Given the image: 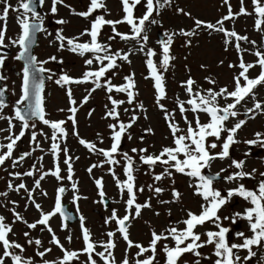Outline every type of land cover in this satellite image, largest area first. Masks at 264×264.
<instances>
[{"label":"snow or ice","instance_id":"obj_1","mask_svg":"<svg viewBox=\"0 0 264 264\" xmlns=\"http://www.w3.org/2000/svg\"><path fill=\"white\" fill-rule=\"evenodd\" d=\"M46 0H19L18 6L13 7L9 0H0V49L8 48L10 45L18 47V53L13 57L16 61H23L22 77L20 84V95L13 105V112L9 116L3 115L4 110L8 107L5 101L7 86H0V120H5L8 127L0 129V132L9 133L4 137L8 143L0 144V166H4L6 161H11L13 169L22 166L23 162L32 156V154L40 150L43 152L37 136L34 131L37 127V121L51 129L50 136L41 131L39 135L45 136L50 140L49 153L53 157V166L48 170L43 169V164L39 166L33 163L27 171L8 172L12 179L6 183L7 191L0 192V197L7 198L8 193L26 194L25 210L32 206L39 213V218L34 222H28L25 217L16 210L17 202L15 200H0V207L8 208V204L13 207L8 208L11 213V223L6 222V217L0 215V264H76L83 255L86 260L83 264H98L97 257L102 264H117L114 250L117 247L116 237L125 242V254L119 264H130L129 252L135 248L134 264H158V250L163 253V264H181L182 259L186 255H190L192 260L190 264H202L207 261L208 264H251L257 253L254 248H264V171L258 173L261 178L256 188L249 189L243 181L245 178L254 179L257 170L245 171L246 160L233 158L231 149L234 145L244 143L248 146L259 145L264 148V133H255V139L240 141L238 137L239 131L247 124L248 119H254L256 115H264V101L257 98L256 90L264 86V45L258 46L255 40H250L248 36L240 35L235 30L225 28L226 21H232L241 15H252L244 6V0H240V8L238 12L232 10L229 0H223L227 5L228 11L215 24L205 22L200 19H194V27L189 30L181 29L179 33H165V39L158 40L160 45V60L157 63L153 57L158 53L146 47L149 42L148 31L151 25L158 24L159 21L154 18L160 14V11L170 6L173 0H144L143 7L146 9L140 16L135 15L138 6L142 5V0H120L123 16L117 20L106 19L107 6L105 0H90L86 11H76L70 5L65 4V0H51L49 12L52 16L58 13V6L62 5L70 9V14L88 19L93 17L89 22V27L85 28L79 36L67 37L63 34L64 29L58 28L55 31V42L57 52L68 51L79 57L85 58L84 64L87 70L83 72L79 78H73L67 72H62L55 83L62 88L69 85L92 84L93 87L86 89L85 95L81 101V105L88 103L92 93L97 89L103 88L107 93V99L110 102L105 105V119H110L113 123H109L107 127L110 129V147L108 149L98 148L93 142H89L83 138H79L76 131L78 123L76 114L79 110L77 101L73 98L71 87L66 88L68 96L70 113L67 119L49 120L45 108V79L52 80L56 76L55 72L45 67L50 62L63 64L62 59H58L56 55H51L46 60H39L37 56L32 54V46L36 43L38 33L53 35L45 27V15L37 10L38 6L43 7ZM253 12L256 19L254 27L258 32H264V3L261 0H252ZM99 10H104L105 14H97ZM177 12L191 17V13L185 12L182 8H177ZM10 11L19 13L16 17L20 28V33L16 39L7 38V21ZM57 25L68 24L69 21L63 18L54 21ZM126 24L130 31L121 32L117 26ZM105 26L110 27L111 35H108L109 43H102L100 37ZM209 30L222 34L224 50L227 52L229 47L234 48L237 53V62L229 63L230 69H238L237 74L232 77L233 87L224 86L216 88L217 81L211 76L205 77V81L210 85L203 88L196 84V81L189 75L188 79L181 82L180 87L183 89L187 99L175 98L174 108L169 109L162 101L167 99L166 82L164 73L172 66L171 62L175 59L170 54L171 47L177 35L188 38L185 40L186 46H191L193 36L199 34L201 30ZM87 36V41H81V37ZM119 38L120 41H134L135 45L127 51L124 49L113 50L110 43ZM9 39V43H6ZM241 42L251 45L246 48ZM254 49V50H253ZM142 53L145 56V64L148 75L145 79L153 81L155 104L163 113L164 121L168 127L171 137V145L162 147L158 154L149 153L148 148H132L131 152L137 154L140 165H146L149 172L152 173L154 182H161L165 178H172L175 174H181L189 178V188L193 190L192 194L201 199L199 213L191 210L186 211L185 218L176 221L162 232L151 230V238L147 246L134 242L130 238L129 229L131 222L138 219L142 215L144 209H151L152 203L150 196L143 203L137 202V193H143L144 187H137L135 181V172L139 170L136 164V158L129 155L128 152H121V144L125 136L128 140H132L133 136L130 129L140 119L137 112L146 113V109L142 102L137 101L138 92L136 91L135 73H130L123 77V83L114 84L113 77L117 74V70L122 67L123 63L131 64L130 56L134 53ZM245 54H251L255 57L254 62H246ZM8 59L7 53H0V69H3ZM119 62V63H118ZM96 65L93 68V65ZM220 65L224 61H219ZM201 69H206V65H201ZM259 67V73L256 77H250V70ZM45 73L48 75L45 76ZM112 73V76H109ZM7 76L0 73V82L6 81ZM103 81V83H101ZM195 86V87H194ZM113 93H122L125 99L114 98ZM221 101H224L221 104ZM252 102V106L248 107V102ZM127 103L131 108H124L125 113L131 111V116L127 122L120 118V107ZM241 109L243 112L241 113ZM60 111H65L60 109ZM179 113L185 127H181L176 121V114ZM186 113L192 114V119L188 118ZM207 116V121L202 122L201 115ZM89 116L92 112L89 111ZM241 115L245 118H239ZM147 119V115L144 116ZM15 121L20 124V131L16 134L13 129L16 127ZM71 121L73 126V135L77 136L80 145L84 146L90 153L102 156L104 159L99 164L91 165L87 171L92 173L94 168L103 167L104 164L109 165V173L113 176L116 186L119 190L121 199L124 200L125 214L119 216L116 209H112L111 215L105 218V224L115 223V230L106 233L107 239L104 241H95L92 238L90 230L85 226V217L79 215L80 239L83 247L80 250H69L65 248L60 238L56 235L51 227L50 221L56 217H61V230H67L69 225L67 221L73 217L66 211L63 204V197L67 188L63 185L66 179L71 182L73 191L72 203L77 207L79 213L78 201L87 199L81 197L78 188V182L73 180V157L69 155V149L62 143H65L68 132L65 125ZM229 122L231 126L229 127ZM30 144L34 145L29 151L14 157L13 153L19 141L26 135L29 130ZM145 134H154L151 127L144 129ZM100 143H103V137L97 134ZM144 136L140 137L143 141ZM6 149V151H4ZM218 149V151H217ZM63 153V164L66 165V176L62 174L60 166V155ZM249 152H245L247 157ZM117 156L122 157L117 159ZM39 161H43L44 157H38ZM78 159V157H77ZM229 161L227 167H222L214 174L211 168L216 161ZM123 167V174L126 179L121 180L114 170L116 165ZM160 166L162 171L155 173L154 169ZM205 170H209L207 173ZM231 170V171H230ZM7 171V169H5ZM33 178L31 188L23 182V178ZM48 177H53L61 182L55 191L54 204L51 210L45 211L42 205L37 202L36 193L47 197V191L42 188V181ZM14 180H20L18 184H14ZM223 181L226 184L234 185L227 189L221 190L215 186L216 182ZM94 183L98 189V195L101 202L104 201L105 192L102 178L95 179ZM174 184V180H173ZM147 189L155 197L159 198L165 191L163 186H157L156 183L147 185ZM226 193V194H225ZM127 196L124 199V196ZM234 197H239L247 202L250 206L246 207L243 212H234L231 215L221 216V210L231 203ZM182 194L174 187L171 190V199H158L161 205L176 203L181 201ZM159 216V212H155ZM169 215L171 212L169 210ZM247 222L248 235L244 231L232 232L230 227L224 226V221H230L235 225L238 221ZM17 222L23 223L29 231L22 233L25 243L21 244L9 238L13 233V225ZM182 224L183 227L176 225ZM206 224L213 225L214 230H206L203 233L197 231L199 227ZM44 232L50 235L48 243L58 248L62 255L53 261L45 259L53 250L52 247H44V243L39 238L31 236V230ZM239 240L235 242L233 239ZM69 243L72 236L66 237ZM170 241L171 243H163ZM27 246H34L32 256H24ZM207 247L212 248L209 255H205L201 250ZM101 248V251H97ZM244 251L247 254L241 255ZM148 254V255H146ZM213 257L215 259H213ZM34 258H39L38 260ZM264 260V257H262ZM183 264H189L184 259Z\"/></svg>","mask_w":264,"mask_h":264},{"label":"rangeland","instance_id":"obj_2","mask_svg":"<svg viewBox=\"0 0 264 264\" xmlns=\"http://www.w3.org/2000/svg\"><path fill=\"white\" fill-rule=\"evenodd\" d=\"M142 5L138 6L135 15L140 16L146 10ZM232 10L234 12H238L240 8V0H229ZM264 3V0H261ZM90 3V0H65L66 5H70L71 8L76 11H86L87 7ZM107 6V14L106 19L117 20L123 16L122 6L120 0H105ZM51 0H48L46 3V7L44 8V13L47 15V19L51 21L52 27L48 30L50 32H54L58 28H63V34L67 37H75L79 36V34L87 27H89V22L93 17H89L88 19H84L79 16H75L70 14V9L68 7L59 5L58 13L55 16H52L49 12ZM244 6L247 8L249 13L252 15H241L236 17L232 21L225 22V28L229 30H235L240 35L248 36L250 40H255L258 46L264 45V32L256 31L254 27L255 23V13L253 12V4L252 0H244ZM1 7V6H0ZM177 8L184 9L185 12L191 13V17L186 16L182 13L177 12ZM228 7L223 3V0H173L170 6L165 7L160 11L159 15L154 13V18L159 21L158 24L151 25L148 31L149 42L146 47L154 49L158 55L153 57V59L158 63L160 60V45L157 43L158 35L161 39H165V33H179L181 29L189 31L194 27V19H200L205 22H210L215 24L217 20L221 19L224 15L227 14ZM50 14V15H49ZM97 14H105L104 10H99ZM66 19L69 21L68 24L65 25H57L54 23L56 19ZM48 21V20H47ZM264 27V25H262ZM118 30L121 32H129L130 29L126 24H121L117 26ZM20 33V29H11L7 28L6 36L10 39H16L18 34ZM108 35H111V29L108 26H105L103 29L100 40L102 43H109L107 40ZM39 38L42 39L39 43V47L41 49L38 50L37 56L39 60H46L51 55H56L58 59L63 60V64H58L55 62H50L49 68L55 72H67L68 74L75 76L82 69H78L75 65L70 66L71 59H64L62 52H57L54 48L55 45L50 44V40L53 39V36L46 35L42 33ZM89 37L83 36L81 37V41H87ZM185 38L183 36L177 35L174 39V43L171 47L170 54L175 57L171 62V67L167 72L164 73L165 82H166V91H167V99L162 101L170 110L174 108V101L177 96L180 99H187L186 94L183 89L180 87L181 82L188 79L189 75L196 81L198 86L203 88L210 87L209 84L205 81V77L211 76L217 81L215 87L218 89L220 87L227 86L229 88L233 87L232 77L237 74L238 69H230L228 67L229 63L237 62V53L234 48L229 47V50L226 52L224 50V43L222 39V34L212 32L209 34V30H201L199 34L191 37L192 40L191 46L185 45ZM46 41L50 45L49 49H43ZM6 43H9V39H6ZM113 46V50L124 49L127 51L129 48L134 47V41L123 42L117 38L115 41L110 42ZM242 45L246 48H251L252 46L241 42ZM15 47L9 46V52L13 51ZM254 50V49H253ZM16 53V52H15ZM246 62H254L255 57L251 54H245ZM131 64L123 63L122 67L117 70V74L113 77L112 82L114 84L123 83V77L130 73H135V81H136V91L138 92L137 101L142 102L146 113L137 112V115L140 116V119L136 122L131 132L133 138L132 140H128L127 137L122 141L121 144V152H128L129 155H133L136 158V164L139 168L138 171L135 172L136 176V185L137 187H144L145 191L143 193H137V202L143 203L150 196L152 197L151 209H144L142 211V215L140 218L135 219L131 222V227L129 229L130 238L134 242H138L147 246L150 238H151V230L155 229L158 233L162 232L165 228L169 227L171 224L176 221H180L185 218V213L188 210L197 213V209H199L200 201L197 199L189 188V181L183 177L181 174H175L172 178H165L161 182H154L152 178V173L149 172L147 167L144 165H140L137 154L131 152L132 148H148L149 153H157L162 147L171 145V137L169 135L168 127L164 121L163 113L155 104L154 98V88L153 81L151 79H145V76L148 75V71L145 64V56L142 53L134 52L131 56ZM223 60L224 64L220 65L219 61ZM119 63V62H118ZM10 60L7 59V66H9ZM206 65V69H201V65ZM95 68V64L92 66ZM85 68V70H84ZM71 69L74 72H71ZM77 70V71H76ZM83 70L86 71L87 67H83ZM259 73V67L250 70V77L254 78ZM59 76V75H58ZM109 76H112V73H109ZM103 83V81H101ZM93 87V85L91 86ZM195 87V86H194ZM9 93L11 92V101L14 102L18 99V95L16 92L17 89V78H14V73H9L8 75V85H7ZM86 89L90 87H85ZM257 98L261 101H264V86L257 88L256 90ZM86 95V94H85ZM114 98L117 99H125L126 96L122 93H113ZM68 99L67 94L60 89V86L55 83V79H52L51 85L46 90V106L49 111L52 119L51 120H61L67 119V116L70 114L67 112L69 108V103H67L66 98ZM224 102V101H222ZM110 105V102L107 99V93L103 88L97 89L94 93H92L91 97L86 103L85 106H80L81 116L79 117V113L77 112V125L76 131L79 133V138H83L89 142H93L97 145L98 148L108 149L110 147V129L107 127L109 123H113L110 119H105L106 108L105 105ZM248 107L252 106V102H248ZM132 106L125 103L119 109L121 120L127 122L131 116V111L129 113H125L123 111L124 108H131ZM60 109H64L65 111H60ZM89 111L92 112V115L89 116ZM243 109H241V113ZM145 114L147 115V119L144 118ZM189 119H192L191 113H186ZM241 118L238 117L237 119ZM202 122L207 121V116L201 115ZM176 121L183 128L185 127L182 118L179 113L176 114ZM229 127L231 126V122H229ZM68 137L65 143H62V147H67L69 149V155L73 157V171L74 176L73 180L78 182L79 195L81 197H87V199H80L78 201L79 205V213H77V207L72 203L73 199V191L71 189V182L68 180H64L62 183L67 188L66 193L63 197L64 204L70 205V210L74 213L75 216L83 215L85 217V226L90 230L92 234V238L95 241H104L107 239L106 233L108 231L115 230V223L105 224V218L111 215L112 209H116L119 216H123L125 214V205L124 200L121 199L119 190L116 186L115 180L113 176L109 173V165L104 164L103 167L94 168L92 173L89 174L87 169L93 164H99L103 161V157L94 153H90L84 146L80 145L78 142L77 136L73 135V126L71 121L65 125ZM151 127L153 129L154 134H145L144 129ZM260 132L264 133V115H256L254 119H248L247 124L239 131L238 139L240 141L255 139V133ZM100 134L103 137V143H100V140L97 134ZM73 135V137H72ZM144 136L143 141L140 140V137ZM33 147V145H31ZM23 149V146H17L14 150L15 157L17 153H21L23 151H28L31 149ZM253 149L250 151V155L245 157L244 153L249 152L248 145L244 143H239L233 146L232 150L235 153L236 159H245L246 167L245 171H251L252 169H256L257 173L261 170L262 165L264 166V148H260L259 145L252 146ZM255 147V148H254ZM262 151V152H261ZM259 152H261L259 154ZM37 155L39 153L36 152ZM33 154L27 161L23 162L22 166L15 169V171H27L30 166L33 164ZM40 157V155H39ZM78 157V159H77ZM52 162L48 164H43V169L48 170L53 166V157L51 155ZM64 155L61 153L60 155V166L62 168V174L66 176V165L63 164ZM117 159H121L122 157L117 156ZM35 162L42 163L38 159ZM11 166V162H8ZM121 165L112 166L116 172V175L121 179H126L123 174V167ZM224 166H227V163H223ZM217 166V165H216ZM222 166V164H221ZM6 167L0 166V170H3ZM218 167V166H217ZM7 168V167H6ZM104 169L100 174H98V170ZM162 167L157 166L154 169L155 173H160L162 171ZM231 171V170H230ZM98 174V175H97ZM103 180L104 192H105V200L106 203L100 202V198L98 195V189L94 183L95 179ZM51 185L47 188H44L47 191L48 196L45 197V201L42 200L41 205L45 211H49L52 209L54 204V197L56 189L61 186V182L55 180V178L51 177ZM174 180V184H173ZM14 184H18L21 181L16 180L13 181ZM26 183L29 188L30 183H27V180L23 181ZM7 181L3 179L2 172H0V192L7 191L6 187ZM156 183L157 186H163L165 191L161 194L159 198L155 197L149 190L147 189V185ZM177 189L182 194V199L176 203L164 204L161 205L158 202V199H171V190L172 188ZM228 188L230 186H227ZM43 188V187H42ZM217 188L221 189V185ZM126 199V194L124 196ZM0 200L11 201L15 200L17 202L16 210L20 212L28 222H34L39 218V213L32 206H29L27 210H25L26 204V194L23 193H15L9 192L8 197H0ZM40 203V201H37ZM234 201L232 200L229 205H233ZM13 207V205L8 204V208ZM105 207V208H103ZM8 208L0 207V215L8 216L7 223H11L12 216L8 211ZM169 210L171 215H169ZM235 211L238 209H234ZM155 212H159L160 215H155ZM229 212L222 210L221 216L227 215ZM226 222V221H224ZM51 227L54 229L56 235L60 238L61 242L64 244L65 248L69 250H80L83 245L80 237V226L79 220L78 222H74L69 225L67 230H61V219L59 216L54 217L50 221ZM178 227H183L182 224L176 225ZM209 229L208 227H199L197 231L203 233L205 230ZM24 231H29L23 223L17 222L13 225V233L10 234L9 238L11 240H15L21 244L25 243V238L22 233ZM72 236L71 243L66 239L67 236ZM31 236L33 238H39L43 241L44 247H52L53 250L50 254H48L45 259L50 261L58 259L62 253L58 248L50 245L48 243L50 239V235L47 231L41 232L39 229L31 230ZM239 240H235L238 242ZM117 247L114 250V255L117 260V264L123 259L125 254L126 244L117 234L116 237ZM163 243H171L170 241H164ZM101 248H97V251H101ZM136 249L133 248L129 252L130 264H134ZM205 255H209L212 252L211 247H207L201 250ZM34 252V246H27L26 251L23 253L24 256H32ZM242 256L247 253L242 251L240 253ZM148 255V254H146ZM262 255L257 254L251 261V264H264V260H262ZM38 260L39 258H34ZM98 264H102V261H99V258H96ZM186 259L189 261V264L192 260L190 255H186L181 264H183V260ZM213 259H215L213 257ZM86 260L85 256L80 257V261L76 262V264H83ZM158 264H163V253L159 252L157 256ZM10 264V262H9ZM202 264H208L207 261H202Z\"/></svg>","mask_w":264,"mask_h":264},{"label":"flooded vegetation","instance_id":"obj_3","mask_svg":"<svg viewBox=\"0 0 264 264\" xmlns=\"http://www.w3.org/2000/svg\"><path fill=\"white\" fill-rule=\"evenodd\" d=\"M18 2H19V0H9V3H11L13 5V7L18 6ZM47 2H48V0H46L45 5L43 7H40V12H41L42 15H45L44 8L46 7V3ZM18 15H19V13L14 12V11H10L9 17H8V21H7V28L20 29L19 28V25L17 23V19H16V17ZM45 16H46V18H45V27L50 29L52 27L51 21L49 19H47V15H45ZM55 31L53 32V35H49V36H53V39L50 40L51 41L50 44L51 45H55L54 48L56 49L57 48V45H56V42H55ZM40 41H42L41 38H39L37 47L32 52V54H34L35 56H37L38 50L41 49L39 47ZM49 48H50V45L48 44V41H46V44H45V46H44L43 49H49ZM18 51H19L18 47H15V49L13 51H11V52H9L8 48L0 49V53H7L8 59L10 60L9 66H7V60H6L5 67L3 69H0V73H3L4 75L7 76V80L6 81H3V82H0V86H4V85L7 86L8 85V75H9V73H14V78H17V89H16V92H17V95H18V98H19V95H20V84H21V77H22V71L21 70H22V67H23V61H16L13 58L18 53ZM62 53H63L64 59H69L70 58L72 60L70 66L75 65V67H77V70L80 69V68L82 69V71L80 70L78 72V74H76L75 76H72L70 74L69 75L72 76L73 78H79V77H81L82 74H83V72H84V70H85V68L83 70V67L86 66L84 64V59L86 57L85 58H82V57H79V56H77V55H75L73 53H70L68 51H63ZM37 58H38V56H37ZM45 67L48 68V69H50L49 68V65H45ZM71 72H74V71L71 69ZM61 73L62 72H60L58 74L56 73V76H54L53 79L58 78V75H60ZM47 75L48 74L45 73V76H47ZM51 81L52 80L45 79V89H44L45 108H46V112H47V118L49 120H51L52 117H51L49 111L47 110V106H46V90L51 85ZM91 86H92V84H90V83L89 84H79V85L73 84V85L66 86L64 88H62L60 86V89H62V91H64L66 93V88L67 87H71L72 93H73V98L77 101V107L79 108L80 106H85L86 105V104L81 105V101H82L83 97L85 96V94L87 95V92H86V88L85 87H90L91 88ZM229 89H231V88H229ZM10 94H11V92L9 93L8 88H7V91H6V94H5V101L8 104V107L3 112V115H5V116H9L13 112V105H14L15 101L14 102L11 101ZM65 98H66L67 103H69L67 97H65ZM221 104H223L222 101H221ZM78 113H79V117H80L81 116L80 108L78 110ZM241 118H245V117H243V115H241ZM14 123L16 124V127L13 129V131L16 134H18L19 131H20V124H19L18 121H15ZM7 127H8L7 122L5 120H0V129H6ZM31 131H33V130L30 129L26 133V135L22 138V140L18 142L17 146H23V149H29L31 147V144L29 142L30 141ZM34 131H36L38 133L37 139H38V141H39V143H40V145H41V147L43 148L44 151L41 152L40 150H37V151H35L33 153V157H32L33 163H36L38 166L41 164L39 162H35V160L39 157V155H40V157L41 156L44 157L43 161H41L42 164L51 163V154L48 151L51 142H50V140L45 139V136L39 135V133L41 131H43V133H45V134H47V135L50 136L51 129L48 128L47 126L43 125L42 123H39L37 121V127H36V129H34ZM7 135H9V133L6 132V131L0 132V144H7L8 143V141L4 138ZM252 149H253L252 146H251V148H250V146H248V150L249 151H252ZM217 151H218V149H217ZM23 152H25V151H23ZM23 152L17 153V156L19 154H22ZM36 152L39 153V155H37ZM261 152H259V154ZM231 154H232L233 158H236L235 157V153L233 152L232 149H231ZM13 155H14V153H13ZM14 157H15V155H14ZM27 159H26V161H27ZM8 162H11V161H6L5 162L7 168L5 167L3 170H0V172H2V177H3V179H5V181H8V180L12 179V177H10L8 175V172H13L16 169V168L13 169L9 165ZM224 162L227 163V164L229 163V161H227V160L214 162L213 167L210 170L211 173L214 174L215 172L219 171L220 168L227 167V166H224L223 165ZM221 164H222V166H221ZM5 169H7V171H5ZM205 171L207 173L209 170H205ZM260 171H264V166L263 165H262V168H261ZM183 177L189 181V178L188 177H186L184 175H183ZM260 179L261 178L257 174V175H255V178L254 179L245 178L241 182L244 183L247 188L254 190L256 188V186L258 184V181ZM24 180H27L28 181L27 183H30L31 186L33 185V178L25 177V178H23V181ZM49 180H50V177L46 178L44 181H42V183L45 184L46 181H49ZM18 181L19 180H16V182H18ZM220 185H221V190L227 189L228 188L227 186H230V187H233L234 186V185H231V184H226L223 181L216 182V184H215L216 187H218ZM190 190L193 191L191 188H190ZM35 195H36L37 201L45 200V197L39 195V190H37V193ZM195 197L197 199H199L200 204H201L202 203L201 199L199 197H197V196H195ZM233 201H234V203H233L232 206L228 204L225 207V209H223L224 211L229 212L227 215H231L234 212H243V210L246 207H249L250 206L247 202H245L243 199H241L239 197H234L233 198ZM234 209H238V210L235 211ZM199 211H200V205H199V209H197V213H199ZM221 212H222V210H221ZM220 215H221V213H220ZM5 217L7 218L6 219V222H7V220H8L9 217L8 216H5ZM223 223H224V226L230 227L232 229V232L233 233L240 232V231H244L248 235L251 234L250 232H248V225H247V222L246 221L240 220L235 225L231 224L230 221H226V222H223ZM204 227H208L209 229H207V230H214L213 229V225H211V224H206V225H204ZM233 239L235 240V237L234 236H233ZM238 242H240V241H238ZM253 250L256 251L257 254L264 256V248H254Z\"/></svg>","mask_w":264,"mask_h":264},{"label":"water","instance_id":"obj_4","mask_svg":"<svg viewBox=\"0 0 264 264\" xmlns=\"http://www.w3.org/2000/svg\"><path fill=\"white\" fill-rule=\"evenodd\" d=\"M37 10H39V6H38V8H37ZM158 39L159 40H161V37L158 35ZM36 42H37V36H36ZM35 45H36V43L32 46V49H31V51L33 50V48L35 47ZM66 211H67V207H66ZM69 215H71L72 216V214L71 213H69ZM75 221V219L74 218H72L71 220H69V221H67V223L68 224H71V223H73Z\"/></svg>","mask_w":264,"mask_h":264}]
</instances>
